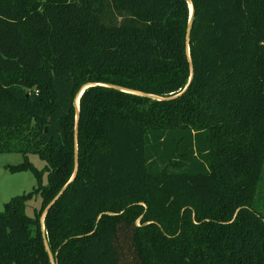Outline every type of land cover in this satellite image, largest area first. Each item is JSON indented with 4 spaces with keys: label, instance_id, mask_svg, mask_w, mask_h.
Listing matches in <instances>:
<instances>
[{
    "label": "trees",
    "instance_id": "16d2710c",
    "mask_svg": "<svg viewBox=\"0 0 264 264\" xmlns=\"http://www.w3.org/2000/svg\"><path fill=\"white\" fill-rule=\"evenodd\" d=\"M189 1L0 0V264H264V0Z\"/></svg>",
    "mask_w": 264,
    "mask_h": 264
},
{
    "label": "rangeland",
    "instance_id": "374dc122",
    "mask_svg": "<svg viewBox=\"0 0 264 264\" xmlns=\"http://www.w3.org/2000/svg\"><path fill=\"white\" fill-rule=\"evenodd\" d=\"M122 18H117L116 22L120 23ZM23 161L20 154H0V211H3L4 205L12 198L30 193L36 187V180L32 172L26 171L12 174L5 170L6 166H16ZM30 163L38 170L45 167V163L37 156H29ZM43 185H46V176L42 179ZM40 207V199L34 198L28 203L26 214L33 216V210Z\"/></svg>",
    "mask_w": 264,
    "mask_h": 264
},
{
    "label": "water",
    "instance_id": "95a60500",
    "mask_svg": "<svg viewBox=\"0 0 264 264\" xmlns=\"http://www.w3.org/2000/svg\"><path fill=\"white\" fill-rule=\"evenodd\" d=\"M187 4H188V7H189V11H190V15H189V21H188V24H187V30H186V43L188 44L189 42V37H190V33H191V30H192V26H193V17H194V11H193V7H192V4L189 0H186ZM188 59H189V62H190V58H189V55H188ZM192 76H193V68H192V65L190 64V79H189V82L186 86V88L184 89V91L188 88L190 82H191V79H192ZM92 87L91 84L89 85H86L84 86L81 91L79 92V94L77 95L76 97V100H75V106H76V121L78 119V103H79V98L81 97L82 93L88 89ZM115 89H118V90H121L122 92H126V93H130V94H134V95H142L140 93H136V92H131V91H128V90H124V89H121V88H118V87H115ZM183 91V92H184ZM149 99H152V100H156V101H164V100H170L172 98H175V97H172V98H168V99H163V98H159V97H156V96H152V95H143ZM179 96V95H178ZM77 137V127H75V139ZM76 148V147H75ZM74 160H75V170H74V173L77 172V150L75 149V157H74ZM75 176V175H74ZM74 176L72 177V179L70 180V182L73 180ZM66 187L67 185L60 191V193L54 198V200L46 207L44 213H43V216H42V219H41V223H42V228H43V221H44V217L45 215L47 214V212L50 210V208L53 206V204L59 199V197L65 192L66 190ZM45 248H46V251H47V254H48V257H49V260L51 262V264H55L54 262V259L50 253V250L45 242Z\"/></svg>",
    "mask_w": 264,
    "mask_h": 264
}]
</instances>
